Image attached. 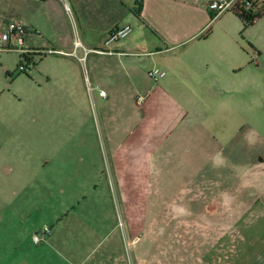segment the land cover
Masks as SVG:
<instances>
[{"label":"rangeland","instance_id":"1","mask_svg":"<svg viewBox=\"0 0 264 264\" xmlns=\"http://www.w3.org/2000/svg\"><path fill=\"white\" fill-rule=\"evenodd\" d=\"M14 4L0 0V40L22 14ZM219 22L234 37L223 28L208 61L188 63L197 73L185 72L178 94L187 113L180 134L122 149L121 169L113 153L124 136L112 131L132 112L104 108L95 93L92 102V76L80 77L74 59L49 50L25 58L39 40L0 42V263L48 264L41 248L64 234V262L150 264L158 254L160 264H184L185 248L212 240L200 234L245 216L243 189L264 174V74L254 69L248 25L231 15ZM46 227L51 234L36 245ZM116 232L121 244L109 243Z\"/></svg>","mask_w":264,"mask_h":264},{"label":"crops","instance_id":"2","mask_svg":"<svg viewBox=\"0 0 264 264\" xmlns=\"http://www.w3.org/2000/svg\"><path fill=\"white\" fill-rule=\"evenodd\" d=\"M260 1L264 5V0ZM210 2L142 0L138 5L137 0H67L70 13L62 0H14V5L20 14L22 12L16 22L25 24L28 29L22 37L23 45L36 40L41 44L40 49L27 51L44 54L46 50H54L64 58L74 59L80 77L86 79L85 72L92 76L95 89L91 83L89 85L104 108L118 104L120 111L132 112V115L123 113L121 118L125 119L120 130L112 131L114 136H124L122 145L125 146L113 153L121 169L122 161L124 166L127 164V153H122V149L129 151L153 138L171 136L185 125L187 113L178 94L180 88L186 87L185 72H196L188 63L191 60L201 67V62L208 61L205 52L212 38L223 28L227 35L234 37L228 22H219L215 27L214 24L227 15L241 19L226 12L212 20ZM127 25L132 27L129 37L108 43L112 31ZM248 28L255 51L254 69L264 74V13ZM96 50L104 53L98 54ZM159 56L167 59L168 73L159 68L166 76L154 82L147 73L158 68ZM240 68V65L235 67V72L240 73ZM100 90L107 92L106 98L99 96ZM112 119L107 115V120ZM127 120L131 123H126ZM150 157L152 155L144 158ZM254 178L259 184L254 182L250 186L248 182V187L243 189L248 190L250 200L245 216L234 217L232 223L238 219L229 229H221L213 235L200 234L198 239L214 241L193 242L185 248L184 264H264V174L257 172ZM57 221L59 225L63 219ZM65 238L69 239L67 235L56 234L41 248L47 253L48 264H73V260L63 261ZM110 238L109 243L121 244L118 232L110 234ZM4 253L16 252L10 248ZM8 264L16 263L12 260ZM150 264H160L158 254H153Z\"/></svg>","mask_w":264,"mask_h":264},{"label":"built area","instance_id":"3","mask_svg":"<svg viewBox=\"0 0 264 264\" xmlns=\"http://www.w3.org/2000/svg\"><path fill=\"white\" fill-rule=\"evenodd\" d=\"M63 2H65L66 7L68 12L70 13L71 10L67 4V0H62ZM138 2H141L142 0H137ZM238 0H211L210 4H209V10L214 14L212 17V20L217 19L218 17H220L222 14L229 12L233 9L234 5L236 4ZM247 8L251 7L250 3H247L246 5ZM28 32L27 26L21 22H12L8 25L7 27V31L6 33L3 35L2 39L0 40L1 43L3 42H11L12 39H19V43L22 42V37L24 36V34ZM132 33V27L130 25L115 29L114 31L111 32V34L109 35L108 38V43H115V42H119L121 40L126 39L127 37H129V35ZM95 52H97L98 54H103L104 52L101 50H96ZM29 53H37L35 51H26L25 54H29ZM39 53V52H38ZM49 54H60V52L57 51H48ZM84 60V59H83ZM20 71H25V67L21 66L19 68ZM148 77L150 79H152L154 82H158L159 80L165 78L166 76V72L159 69V68H153L151 70L148 71L147 73ZM89 93H90V98L91 101L93 102L94 99L93 97V89L91 87H89ZM99 96L102 98H106L107 97V92L104 90H100L99 91ZM51 234V231L49 228H45L42 232V237L39 238L37 235H35L33 237V242L37 245L40 244L45 237L49 236Z\"/></svg>","mask_w":264,"mask_h":264},{"label":"trees","instance_id":"4","mask_svg":"<svg viewBox=\"0 0 264 264\" xmlns=\"http://www.w3.org/2000/svg\"><path fill=\"white\" fill-rule=\"evenodd\" d=\"M247 3L251 4L250 8L246 7ZM229 12L235 14L239 19H241L243 23H245V25H252L263 15L264 5L261 3L260 0H238L234 5L233 9ZM31 55L33 56L41 54L29 53L24 54V57L27 58Z\"/></svg>","mask_w":264,"mask_h":264}]
</instances>
